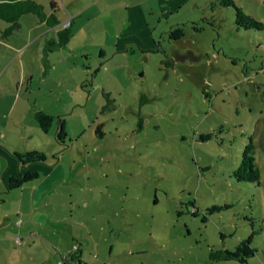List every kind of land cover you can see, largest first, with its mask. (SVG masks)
I'll use <instances>...</instances> for the list:
<instances>
[{"label":"rangeland","instance_id":"1","mask_svg":"<svg viewBox=\"0 0 264 264\" xmlns=\"http://www.w3.org/2000/svg\"><path fill=\"white\" fill-rule=\"evenodd\" d=\"M232 1L264 23V0ZM0 2V147L59 157L51 212L77 245L61 253L264 264V28L236 25L222 0ZM38 110L54 114L46 131ZM248 140L259 182L234 174ZM248 238L245 261L211 259Z\"/></svg>","mask_w":264,"mask_h":264},{"label":"crops","instance_id":"2","mask_svg":"<svg viewBox=\"0 0 264 264\" xmlns=\"http://www.w3.org/2000/svg\"><path fill=\"white\" fill-rule=\"evenodd\" d=\"M7 28L4 26V31H9ZM39 44L43 53L45 47ZM14 152L21 151L0 147L4 158L0 169V264H58L61 252L74 244V232L68 229L67 218H54L51 212L58 205L59 185L68 181L66 171L60 167L59 157L54 163L31 162L23 166ZM26 170L37 172V176L19 186L7 187L9 177ZM17 218L21 220L19 224H15ZM60 219L61 227L45 224ZM15 234L22 237L20 246L15 245ZM79 245L77 256H67L65 264H103L95 259L83 261Z\"/></svg>","mask_w":264,"mask_h":264},{"label":"trees","instance_id":"3","mask_svg":"<svg viewBox=\"0 0 264 264\" xmlns=\"http://www.w3.org/2000/svg\"><path fill=\"white\" fill-rule=\"evenodd\" d=\"M224 5L231 4L234 6L235 10V23L238 26L243 27H255V28H264V23L259 20L254 19L249 14L243 12V10L234 5L232 0H222ZM3 2H0V17H5L6 13L2 9ZM183 34L182 29L175 28L170 31V36L172 38H178ZM35 118L39 125V127L46 131L48 126L52 123L54 116L45 113L41 110L35 112ZM57 129L55 130V137L58 141H63V136L65 135L63 120L61 118H57ZM253 143L251 140L244 145V148L241 153V158L239 165L234 169V174L238 179L250 180L259 182V171L254 162L253 157ZM19 163L23 166L27 165L31 162H42L45 159V155L42 151L37 149L27 150L23 152H14ZM37 176V172L35 171H22L17 176H11L8 179L7 187H15L21 185L23 182L28 181ZM255 248L250 245V238L242 240L239 242L233 250H220L211 254V259H229L234 258L237 260L245 261L247 257L253 255L255 253Z\"/></svg>","mask_w":264,"mask_h":264},{"label":"built area","instance_id":"4","mask_svg":"<svg viewBox=\"0 0 264 264\" xmlns=\"http://www.w3.org/2000/svg\"><path fill=\"white\" fill-rule=\"evenodd\" d=\"M20 221H21L20 218H17V219L15 220V224H19ZM15 241H16L18 244H21V239H20V237L17 236V238L15 239ZM76 248H77V245H76V244H73V249H76ZM71 251H72V250H70V251H68V252H66V253H61V254H60V259H59V261H58V264H65L66 257H67L68 255L71 254Z\"/></svg>","mask_w":264,"mask_h":264},{"label":"flooded vegetation","instance_id":"5","mask_svg":"<svg viewBox=\"0 0 264 264\" xmlns=\"http://www.w3.org/2000/svg\"><path fill=\"white\" fill-rule=\"evenodd\" d=\"M57 129V128H56Z\"/></svg>","mask_w":264,"mask_h":264}]
</instances>
